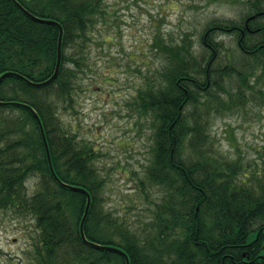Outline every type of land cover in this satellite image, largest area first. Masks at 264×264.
Returning a JSON list of instances; mask_svg holds the SVG:
<instances>
[{"label":"trees","instance_id":"16d2710c","mask_svg":"<svg viewBox=\"0 0 264 264\" xmlns=\"http://www.w3.org/2000/svg\"><path fill=\"white\" fill-rule=\"evenodd\" d=\"M0 0V100L31 104L40 115L52 164L68 185L55 180L40 127L22 104L0 105V203L34 222L28 261L17 264H264V156L245 164L219 151L211 135L215 113L238 110L264 78V0L223 1L238 18L213 16L177 36L158 30L150 53L158 58L134 96L152 128L149 163L138 186L149 199L150 219L140 230L106 205V177L99 152L68 130L61 111L74 107L90 68V34L106 20L104 0ZM202 1V0H201ZM103 21V22H104ZM234 37L229 46L224 34ZM228 47V48H227ZM264 94V92H263ZM248 169V170H247ZM35 180L34 189L29 183ZM92 202L80 232L87 194Z\"/></svg>","mask_w":264,"mask_h":264},{"label":"rangeland","instance_id":"374dc122","mask_svg":"<svg viewBox=\"0 0 264 264\" xmlns=\"http://www.w3.org/2000/svg\"><path fill=\"white\" fill-rule=\"evenodd\" d=\"M104 1L106 20H99L90 34V68L83 74L74 107L62 110L61 118L68 130L77 132L81 141L99 152L95 164L106 177L107 207L141 230L150 219L148 207L155 197L148 199L138 186V175L143 174L151 156L152 128L133 101L147 70L158 63L150 53L154 33L161 30L177 36L206 18H238L239 9L223 1ZM222 37L227 46L234 39L228 33ZM255 85L254 91L246 87L248 100L238 110L215 113L210 124L219 151L239 157L245 164L259 163L264 156V78ZM35 180L29 183L31 190ZM12 213L3 210L2 219L4 224L20 225L13 233L17 241L10 244L11 238H0V264L26 263L37 232L32 218Z\"/></svg>","mask_w":264,"mask_h":264},{"label":"water","instance_id":"95a60500","mask_svg":"<svg viewBox=\"0 0 264 264\" xmlns=\"http://www.w3.org/2000/svg\"><path fill=\"white\" fill-rule=\"evenodd\" d=\"M14 2L18 5L19 9H21L22 11H24L28 16L32 17V19H35L39 22H44V23H49V24H56L57 26H59L58 28L60 29V35H59V41H58V60H57V66H56V69H55V72L54 74L48 78L47 80H44V81H30V83L36 85V86H44V85H47L49 84L51 81H53L57 75H58V72L60 69V64H61V52H62V40H63V26L62 24L57 21L56 19H53V18H47V17H42V16H36L35 14L31 13L29 10L25 9V7L17 0H14ZM11 75H15V76H22L19 74V72H12V71H8V72H4L0 75V82L7 76H11ZM9 103H16V104H22L26 107H28L30 109V111H32L31 113H33L39 127H40V131H41V135H42V138H43V143L45 145V150H46V153H47V159H48V163L49 164V167H50V170L55 178L56 181H58L60 184L62 185H68L70 186L69 184H66L59 176L58 174H56L57 172L55 171V168H54V165L52 164V157H51V152H50V148H49V144L47 143L48 140H47V137H46V133L45 132V129H44V125H43V122L41 120V117L40 115L37 113V111L35 110L34 107L31 106V104H27V103H22L19 101H5V100H0V105H5V104H9ZM76 189L78 190H81V191H84L86 192L87 194V203L86 204V207H85V211H84V215L82 217V220H81V223L79 224L80 225V232L83 237L84 240L88 241L87 238H86V235L85 234V231H84V223H85V220L88 216V213H89V210H90V207H91V202H92V196H91V193H89L88 190H86L85 187H82V186H75ZM91 245H94L96 247H102V248H105V249H108V250H112V251H116V252H119L120 254H123L125 257H126V261L127 263L126 264H130V260H129V256L128 254H126L127 252L121 248L120 246L118 245H113V244H105V245H100L98 243H95V242H91Z\"/></svg>","mask_w":264,"mask_h":264},{"label":"flooded vegetation","instance_id":"af4514ba","mask_svg":"<svg viewBox=\"0 0 264 264\" xmlns=\"http://www.w3.org/2000/svg\"><path fill=\"white\" fill-rule=\"evenodd\" d=\"M0 192H1V188H0ZM3 210L4 211H12L13 213V216H18L17 213H15L11 208L10 206H7V207H3L2 204L0 203V238L6 240V241H9V238H11V243H15L17 241V238L15 236H13V233H17L19 231V227L20 225H9V224H4L3 222V219H2V213H3ZM9 233H12V235H10L9 237ZM12 236V237H11ZM3 252V248H2V243L0 242V255L2 254ZM12 263V262H11ZM14 264V263H13Z\"/></svg>","mask_w":264,"mask_h":264}]
</instances>
